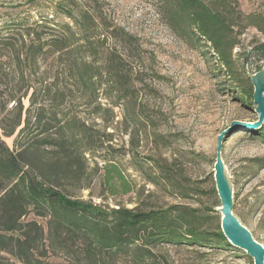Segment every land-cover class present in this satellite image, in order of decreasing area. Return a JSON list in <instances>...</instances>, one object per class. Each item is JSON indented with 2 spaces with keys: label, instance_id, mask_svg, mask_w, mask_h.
<instances>
[{
  "label": "trees",
  "instance_id": "obj_1",
  "mask_svg": "<svg viewBox=\"0 0 264 264\" xmlns=\"http://www.w3.org/2000/svg\"><path fill=\"white\" fill-rule=\"evenodd\" d=\"M50 9L0 19V264H165L156 253L165 244L233 247L220 226L205 227L208 217L197 207H111L80 196L101 170L111 188L121 182L114 196L133 190L110 158V125L90 124L66 106L84 87L97 110L110 111L99 101L104 81L121 97L130 87L108 43L120 36L136 46V38L80 0H57ZM163 11L177 33L210 44L227 75L243 74V84L230 87L244 101L253 98L247 66L261 69L264 44L247 53L245 67L234 51L247 28L264 34V3L246 13L241 0H164ZM245 132L264 138V123ZM13 136L10 146L4 137ZM161 178L176 187L170 167ZM180 190L183 197L192 192Z\"/></svg>",
  "mask_w": 264,
  "mask_h": 264
},
{
  "label": "rangeland",
  "instance_id": "obj_2",
  "mask_svg": "<svg viewBox=\"0 0 264 264\" xmlns=\"http://www.w3.org/2000/svg\"><path fill=\"white\" fill-rule=\"evenodd\" d=\"M55 1L0 0V19L9 16L6 13L30 8L51 13ZM80 2L94 8L108 25L136 38V46L120 36L108 43L124 61L130 87L121 97L115 86L104 81L99 101L110 111L97 110L91 90L84 87L76 90L66 106L67 112L77 113L90 124L97 120L110 125V158L133 190L114 196L111 191L121 188V182H113L112 189L104 182L101 170L93 174L92 187L80 196L111 207L190 205L201 209L208 217L205 227L216 231L221 227V213L217 210L221 201L214 178L218 137L232 121L241 120L246 124L229 132L222 156L234 184V213L264 246V138L245 132L258 129L249 127L257 119L253 98L244 101L230 87L231 81L243 84L244 75L237 72L230 77L210 44H197L173 30L164 15V0ZM263 3L264 0H241L246 13ZM259 44H264V34L256 27L247 28L234 51L238 63L245 67L247 53ZM4 138L14 145L15 136ZM97 161L103 164L102 159ZM91 162L94 167V160ZM165 166L172 169L176 187L162 180ZM184 185L192 191L188 197L181 195ZM156 253L165 264H254L244 250L234 246L219 249L165 244Z\"/></svg>",
  "mask_w": 264,
  "mask_h": 264
},
{
  "label": "water",
  "instance_id": "obj_3",
  "mask_svg": "<svg viewBox=\"0 0 264 264\" xmlns=\"http://www.w3.org/2000/svg\"><path fill=\"white\" fill-rule=\"evenodd\" d=\"M261 69L249 70V77L253 86V105L257 119L249 127L259 128L264 123V60ZM241 120L232 121L230 126L218 137L217 155L214 164V178L221 205L217 210L221 213V229L228 242L244 250L254 261V264H264V246L253 236L234 213V184L232 176L222 156L224 141L229 132L245 125Z\"/></svg>",
  "mask_w": 264,
  "mask_h": 264
}]
</instances>
